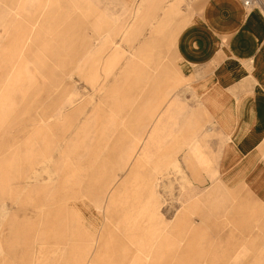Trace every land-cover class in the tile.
Segmentation results:
<instances>
[{
  "label": "rangeland",
  "instance_id": "rangeland-1",
  "mask_svg": "<svg viewBox=\"0 0 264 264\" xmlns=\"http://www.w3.org/2000/svg\"><path fill=\"white\" fill-rule=\"evenodd\" d=\"M46 1L0 6V264H85L90 247L97 264L118 247L264 264V203L215 169L222 135L177 63L206 0Z\"/></svg>",
  "mask_w": 264,
  "mask_h": 264
},
{
  "label": "crops",
  "instance_id": "crops-1",
  "mask_svg": "<svg viewBox=\"0 0 264 264\" xmlns=\"http://www.w3.org/2000/svg\"><path fill=\"white\" fill-rule=\"evenodd\" d=\"M11 1L0 0V6H10ZM172 1L167 6L171 7ZM138 6L131 11H136ZM176 11L179 13V8ZM102 15L101 26L106 29L110 27V18H116L107 12ZM175 50L180 73L196 84L194 89L201 107L222 135L214 147L215 169L229 185L248 188L264 203L263 9L254 5L248 8L243 0H206L203 9L178 31ZM178 225L192 228L190 223L184 225L179 221ZM165 230L156 244L161 242ZM127 251L143 253L144 249L118 247L114 261L108 256L105 262L151 264L155 258L154 254L150 259L139 254L128 260ZM85 258V264L98 263L92 259V247Z\"/></svg>",
  "mask_w": 264,
  "mask_h": 264
},
{
  "label": "built area",
  "instance_id": "built-area-1",
  "mask_svg": "<svg viewBox=\"0 0 264 264\" xmlns=\"http://www.w3.org/2000/svg\"><path fill=\"white\" fill-rule=\"evenodd\" d=\"M243 3L246 7L250 8L256 3V0H243Z\"/></svg>",
  "mask_w": 264,
  "mask_h": 264
},
{
  "label": "bare ground",
  "instance_id": "bare-ground-1",
  "mask_svg": "<svg viewBox=\"0 0 264 264\" xmlns=\"http://www.w3.org/2000/svg\"><path fill=\"white\" fill-rule=\"evenodd\" d=\"M54 1H55V2H59V3H61L63 0H54ZM75 3H76V2H75ZM207 5H208V4H207ZM252 11H253V10H252ZM37 52H39V51H37ZM36 54H37V53H36ZM35 57H36L37 61L34 63V66L37 67V66L39 65V62H38V58H39V57L36 56V55H35ZM37 57H38V58H37ZM252 57H253V56H252ZM254 62H255V61H254Z\"/></svg>",
  "mask_w": 264,
  "mask_h": 264
}]
</instances>
